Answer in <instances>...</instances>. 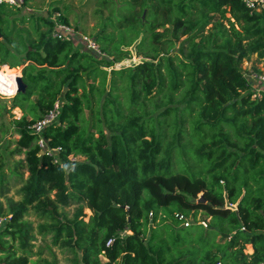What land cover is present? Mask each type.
<instances>
[{
    "label": "trees",
    "instance_id": "16d2710c",
    "mask_svg": "<svg viewBox=\"0 0 264 264\" xmlns=\"http://www.w3.org/2000/svg\"><path fill=\"white\" fill-rule=\"evenodd\" d=\"M110 2L82 0L81 26L52 1L47 17L0 5V67L22 65L25 84L10 106L21 111L10 154L23 158L0 166V262L48 264L54 247L66 264H264V81L241 68L255 54L264 76V8ZM55 12L100 53L58 38Z\"/></svg>",
    "mask_w": 264,
    "mask_h": 264
},
{
    "label": "rangeland",
    "instance_id": "374dc122",
    "mask_svg": "<svg viewBox=\"0 0 264 264\" xmlns=\"http://www.w3.org/2000/svg\"><path fill=\"white\" fill-rule=\"evenodd\" d=\"M51 1H52V5H57L61 9V11H65V12H67V14H69V10H72L74 12V15H72V14L69 15L71 23L72 24L77 23V24H79V26H81V24L76 22V21H79V18H80L81 13H82L81 12L82 10L79 9V4H80V2H82V0H72V1L69 0L70 2L67 1L69 3L70 9L65 8V4H66L65 0H46V2H43V3H41L39 0H29L28 3L21 6L20 9L17 10L16 15L17 16H22V15L26 16L29 13H34V16H37L41 12L43 13L45 11V6L42 8L40 5H46V7H47V5H51ZM104 1L110 2V0H96V3L102 4ZM110 4H112V2H110ZM0 5H5V4H0ZM89 9L90 10L88 11V13H90V16L88 17L86 15L87 16V23H86V25H87L86 26V29H87L86 32L87 33H90L91 30H93V31L97 30V28H94V26H93L96 22V17L91 14V9L93 11V8H89ZM107 13H108L107 11H104V14L102 16L98 15L97 16L98 20L100 19V17H104ZM11 17L12 16H9V19H11ZM76 46L78 48L82 49V45L76 44ZM132 50H133V48H132ZM174 50H175V48L172 50V52H174ZM139 60H140V57L133 54V55H131V57L125 58L121 62H118L116 64V66L119 67V66L131 65V64L138 62ZM1 68H2V70H5V71L14 70L15 72H19L21 74L22 65L18 66L16 68H9L7 65H3V66H1ZM241 68H242L244 74L247 77H249V79L252 81L253 85L258 84V82H257L258 81V75L260 77L263 76V74L257 72L258 69L263 68V64L260 61H258L255 54L252 55L250 59L244 60L241 64ZM254 93L258 94V92L256 90ZM11 98H6V97L0 96V166H2V169H4L3 171H5V172L9 171V167H15L17 165V161H19L20 159L23 158V155L18 156L16 154H13V155L10 154V151L12 149H14V147H15L13 139L17 138V136L15 135V132L12 129L11 120L13 118H18L21 115V111L18 108L10 110ZM80 159H82V158L81 157L77 158V160H80ZM20 170L23 171L22 167ZM24 174H25V176L27 175V172H25V169H24ZM8 186H11V183H9ZM15 189H16V187H12V188L10 187L9 191H8V195L13 197L14 199H17V196H15V194H14ZM1 199L4 201V198H1ZM85 212H86V214H90V211L88 209H85ZM197 217L199 219H205L207 221V224H209L210 219L208 217H206L203 212H198ZM35 245H44V243H42L41 240H37L35 242ZM53 250L55 253V260H53L52 256L48 253V251H45L44 254L42 255L49 262L48 264H66L65 260L63 259L62 254L59 252V250L54 248V247H53ZM250 251H251V248L249 245H247L246 252H250ZM36 259H37V257H33L32 260H36ZM101 259H102V261H106V259L103 256H101ZM30 264H33V263L30 262ZM37 264H45V262L38 261Z\"/></svg>",
    "mask_w": 264,
    "mask_h": 264
},
{
    "label": "built area",
    "instance_id": "2783aa9c",
    "mask_svg": "<svg viewBox=\"0 0 264 264\" xmlns=\"http://www.w3.org/2000/svg\"><path fill=\"white\" fill-rule=\"evenodd\" d=\"M244 1L249 7L257 11H260L261 9L264 8V0H244ZM24 3H25V0H0V4H5L10 7H16V6L21 7L24 5ZM58 17H59L58 12L53 13L51 16V19L54 21L53 32L58 38L64 39V38H70L74 36L78 38L80 43H82L81 44L82 49L100 53L99 45L92 37H90L89 35L81 34L80 32L74 30L68 25L63 24L59 20ZM19 75L20 73L7 74L6 71H3L2 68L0 67V96L11 98L16 94V92H18L16 79ZM259 78L264 81V76L262 77L259 76ZM57 114H58V104L55 103L54 108L48 114L44 115L41 119L35 121L32 124L31 126L32 130L37 133H40L45 125H47L48 123H50L56 118ZM38 144L42 149L46 148L44 140L42 138H39ZM59 150H60L59 147L58 148H48L47 152L53 153ZM72 159L74 160L76 159V157L75 158L72 157ZM176 216L178 219L184 220V223H183L184 226H187L190 223V221L188 219H185V217L182 214L177 213ZM4 220H5L4 217H0V225L3 223ZM199 223H201L204 227H207L206 220H199ZM110 243H111V239L108 240L107 245ZM0 264H4V263L0 262Z\"/></svg>",
    "mask_w": 264,
    "mask_h": 264
},
{
    "label": "water",
    "instance_id": "95a60500",
    "mask_svg": "<svg viewBox=\"0 0 264 264\" xmlns=\"http://www.w3.org/2000/svg\"><path fill=\"white\" fill-rule=\"evenodd\" d=\"M43 16L47 17L46 11L43 12ZM16 82H17L18 91H23L25 89V84L22 80L21 74L17 77ZM42 153H43V151H40V154H42Z\"/></svg>",
    "mask_w": 264,
    "mask_h": 264
},
{
    "label": "bare ground",
    "instance_id": "6f19581e",
    "mask_svg": "<svg viewBox=\"0 0 264 264\" xmlns=\"http://www.w3.org/2000/svg\"><path fill=\"white\" fill-rule=\"evenodd\" d=\"M3 71H5V70H3ZM6 73H7V74H9V73H15V74H18L19 72H15L14 70H9V71L7 70Z\"/></svg>",
    "mask_w": 264,
    "mask_h": 264
}]
</instances>
